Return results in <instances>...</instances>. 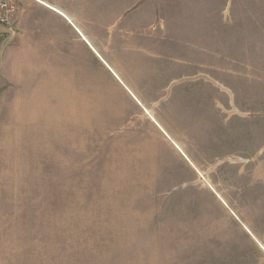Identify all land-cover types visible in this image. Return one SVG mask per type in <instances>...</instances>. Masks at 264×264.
Segmentation results:
<instances>
[{"label": "rangeland", "instance_id": "374dc122", "mask_svg": "<svg viewBox=\"0 0 264 264\" xmlns=\"http://www.w3.org/2000/svg\"><path fill=\"white\" fill-rule=\"evenodd\" d=\"M261 3L18 0L0 264H264Z\"/></svg>", "mask_w": 264, "mask_h": 264}, {"label": "crops", "instance_id": "0c3cea01", "mask_svg": "<svg viewBox=\"0 0 264 264\" xmlns=\"http://www.w3.org/2000/svg\"><path fill=\"white\" fill-rule=\"evenodd\" d=\"M262 3H261L260 6H258V7H256V8L253 9V13H255V15H257V17H259V19H257L256 21L250 22V21L246 20L247 19L246 15L243 16L244 19L241 18V21L240 22L233 20V22L235 24V27L241 26V29H246V30H249L248 28H251L252 30H255L256 29L257 30V33H255V35H257L258 44L264 43V22L263 21H260V20H263L264 19V16L261 17V14H264V0H262ZM240 9H241V11L238 10V12H240V14L244 15L246 13V10L245 9L243 10V8H240ZM217 25H219V23L217 22V20L215 19V17L213 19V17L210 16V24H209V27L210 28H216ZM17 26H18V22H17ZM12 37H14V36H11V35L7 34L4 29H2V28L0 29V39H4V40L7 41V40H10ZM240 54H241V56L245 60L246 59L247 60L250 59L249 57H247V58L245 57V55H248L249 53L248 54H242V52H241ZM260 54L261 53L258 52L252 58L254 60L261 61L264 58H263V56H260ZM243 58H241V59H243ZM252 88H261V87L260 86H256V87L254 86Z\"/></svg>", "mask_w": 264, "mask_h": 264}, {"label": "built area", "instance_id": "2783aa9c", "mask_svg": "<svg viewBox=\"0 0 264 264\" xmlns=\"http://www.w3.org/2000/svg\"><path fill=\"white\" fill-rule=\"evenodd\" d=\"M19 16L18 0H0V29H4L9 35L17 31Z\"/></svg>", "mask_w": 264, "mask_h": 264}]
</instances>
